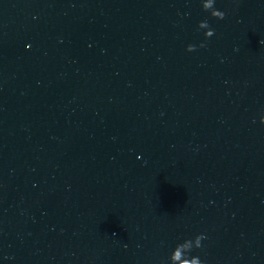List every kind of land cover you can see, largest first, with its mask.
I'll use <instances>...</instances> for the list:
<instances>
[{
  "label": "clouds",
  "instance_id": "obj_1",
  "mask_svg": "<svg viewBox=\"0 0 264 264\" xmlns=\"http://www.w3.org/2000/svg\"><path fill=\"white\" fill-rule=\"evenodd\" d=\"M202 8L204 11L209 12L210 15L217 19H223L225 13L215 8V0H202ZM199 29H206L205 37L210 38L214 35V29H212L207 20L201 21L198 25ZM202 43L200 47H204ZM195 45H188L187 51H195ZM261 123H264V115L261 116ZM206 239L204 234H198L194 238L185 239L183 242L177 243L172 250L169 257V264H203V261L199 256H193L191 253L194 249H200L202 241Z\"/></svg>",
  "mask_w": 264,
  "mask_h": 264
}]
</instances>
